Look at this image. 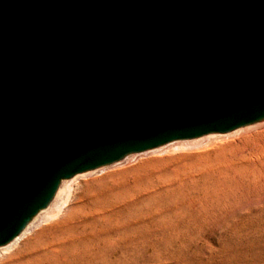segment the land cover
<instances>
[{
  "label": "water",
  "instance_id": "95a60500",
  "mask_svg": "<svg viewBox=\"0 0 264 264\" xmlns=\"http://www.w3.org/2000/svg\"><path fill=\"white\" fill-rule=\"evenodd\" d=\"M259 125L264 0H0V249L79 175Z\"/></svg>",
  "mask_w": 264,
  "mask_h": 264
},
{
  "label": "rangeland",
  "instance_id": "374dc122",
  "mask_svg": "<svg viewBox=\"0 0 264 264\" xmlns=\"http://www.w3.org/2000/svg\"><path fill=\"white\" fill-rule=\"evenodd\" d=\"M151 186L167 190L139 209L112 210L90 222L105 258L115 264H264V125L174 143L77 177L16 244L0 250V264L40 241L67 246L83 206L103 208Z\"/></svg>",
  "mask_w": 264,
  "mask_h": 264
},
{
  "label": "bare ground",
  "instance_id": "6f19581e",
  "mask_svg": "<svg viewBox=\"0 0 264 264\" xmlns=\"http://www.w3.org/2000/svg\"><path fill=\"white\" fill-rule=\"evenodd\" d=\"M97 171H101V170H97ZM80 176H84V175H79L77 177H80ZM77 177H75L73 180H75ZM166 190H167V187L151 186V187L145 188L138 195H133V194L130 195L129 194V196L124 195V196L116 197L114 202H113L114 204L106 205L103 208H99L98 206H97L98 208L92 207V206H90V207L88 206V207L84 208V206H83L81 212L79 213L81 215V219L78 218L79 220H81L80 225H79L78 229L75 231V233L70 234L71 239H70L69 243L67 244V246L63 247L64 249L59 245L58 241L55 242V239L44 240V241H40V242H38L39 241L38 240L37 241L38 243H35V245L32 246L28 251L17 255L16 257L12 258L11 260H9L5 263L3 262V264H115V262H116L115 258L114 259L113 258L112 259L105 258L97 246L98 242L96 244L93 243V240H94L93 237L94 236L92 237V233H94V232L92 230L90 222L92 220L100 218L101 216L104 215V213L112 211V210H118L119 211L121 209H123V210L139 209L143 206L148 205L150 202L155 200L158 196H161ZM60 192H61V190H60ZM78 203H82V202H78ZM75 223H77V222H75ZM71 224H73V223H71ZM105 234H106V231H105ZM131 240H133V238ZM62 241L64 242V240H62ZM65 241H67V240H65ZM137 241H139V239ZM17 242H15L14 244H16ZM111 245H113V243ZM105 247H108V246H105ZM4 249H6V248H4ZM0 250H2V249H0ZM109 250H110V248H109ZM114 255H115V253H114Z\"/></svg>",
  "mask_w": 264,
  "mask_h": 264
}]
</instances>
